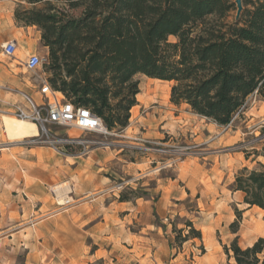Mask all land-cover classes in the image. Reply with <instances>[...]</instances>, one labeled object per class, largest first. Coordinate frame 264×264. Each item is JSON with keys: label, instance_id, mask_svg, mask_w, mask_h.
<instances>
[{"label": "rangeland", "instance_id": "1", "mask_svg": "<svg viewBox=\"0 0 264 264\" xmlns=\"http://www.w3.org/2000/svg\"><path fill=\"white\" fill-rule=\"evenodd\" d=\"M15 2V12L50 6L28 0ZM50 4L77 14L64 2ZM33 26L42 36L40 27ZM41 45L42 53L49 56V48L42 41ZM17 57L25 60L26 55L18 50ZM0 61L13 62L2 54L1 43ZM13 67L12 84L1 87L9 102L16 101L11 100L18 93L16 88L34 91L31 73L15 62ZM42 69L46 71L45 66ZM136 79L140 81L137 98L142 105L131 111L132 124L138 118H146L149 124L137 127L135 134L127 129L130 119L126 128L108 136L113 142L109 148L93 143L102 139L97 134L76 129L71 135L89 140L88 144L58 151L45 139L31 144L26 139L11 142L1 119L3 114L12 115V108L0 101V264H195L192 261L197 262L204 252L211 258L207 264H229L224 245L230 246L237 238L245 247L264 237V210L250 207L242 195L230 189L240 169L264 163V95L252 94L232 123L224 126L230 141L212 144L224 132L208 129L207 120L188 106L172 104L173 81L142 74ZM179 114L189 119L184 133L175 123ZM142 130L151 131V135L139 139ZM200 131L202 138H198ZM186 146L192 147L189 155L173 152ZM143 159L148 162V175L141 181L136 168ZM183 160H187V167L180 165ZM181 171L188 174L186 183L194 191L178 203L177 214L161 219L152 212L153 205H147L149 199L155 202L158 198L151 188L156 178L175 177ZM65 182L71 184L73 192L61 205L55 187ZM123 195L127 199L122 200ZM188 220L203 225L206 240L191 238L180 249L172 248L177 238L173 225L184 236L189 231ZM209 231L221 244L217 243L218 249H212Z\"/></svg>", "mask_w": 264, "mask_h": 264}, {"label": "trees", "instance_id": "2", "mask_svg": "<svg viewBox=\"0 0 264 264\" xmlns=\"http://www.w3.org/2000/svg\"><path fill=\"white\" fill-rule=\"evenodd\" d=\"M28 1L50 5L16 11L15 17L42 30L52 86L90 108L111 131L130 123L141 91L139 74L173 81V104L186 103L222 126L232 123L252 94L264 95V0H243L239 17L235 0ZM52 1L66 3L77 14L51 6ZM231 189L244 192L250 207L264 210V163L240 169ZM186 225L184 236L173 225L172 248L191 238L202 240L192 221ZM224 251L234 264H264V237L246 247L235 238Z\"/></svg>", "mask_w": 264, "mask_h": 264}, {"label": "built area", "instance_id": "3", "mask_svg": "<svg viewBox=\"0 0 264 264\" xmlns=\"http://www.w3.org/2000/svg\"><path fill=\"white\" fill-rule=\"evenodd\" d=\"M2 54L12 59V63L23 66L27 72L31 73L30 84L33 86V94L16 88L23 97V101L4 102L11 106L9 113L16 117L26 118L34 121L40 134L36 137L27 138L26 143L31 144L39 139H45L54 150L61 151L65 147L79 144H88L90 141L81 136L71 135L73 129L85 134H97L102 139L93 143L109 148L113 142L108 141L114 131L108 129L103 120L90 108L76 105L68 99L61 91L55 89L50 81L48 72L42 68L49 62L46 54L32 53L25 60L17 57L18 42L11 39L1 45ZM2 101V100H0ZM192 147L186 146L173 150L179 155H189ZM168 152V150H163Z\"/></svg>", "mask_w": 264, "mask_h": 264}, {"label": "crops", "instance_id": "4", "mask_svg": "<svg viewBox=\"0 0 264 264\" xmlns=\"http://www.w3.org/2000/svg\"><path fill=\"white\" fill-rule=\"evenodd\" d=\"M15 9H16L15 0H0V43H1V45L8 40L16 39L18 42V50L23 52L26 55V57L32 53L43 54L42 50L44 47H42V45H41V35L39 34V31H36V32L33 31L34 26H23L22 24H19L16 21ZM11 71L14 73L13 63H4V62L0 61V100H2L3 103L10 101V100L7 101L4 99L6 97L5 96L6 92L1 87L6 86L7 84H12V82L14 80V75L11 74ZM157 80H159V79H157ZM161 81H163V80H161ZM165 82H170V81H165ZM22 90L28 92L25 89H22ZM28 93L33 94V92L32 93L28 92ZM139 94H138V96H139ZM11 100H13V101L16 100V101L21 102L24 99L20 93H17L14 95V97L11 98ZM170 102H171V100H170ZM140 105H142V104L139 103V99H138V104L135 105L131 111L133 112V109L136 107H139ZM174 105L175 106H183V105L188 106V104H186V103H182L180 105H176V104H174ZM189 110L192 112L190 107H189ZM192 113H194V112H192ZM194 114L196 116L200 117L201 119L207 120L206 125H207L208 129L215 130L216 132H219V133L224 132V134L218 135L216 137L217 140H215L212 144H216L217 142L219 144H222V143H226V142L230 141L227 139V135H228L229 131L225 130L224 126L219 125V124L213 122L212 120H210L206 117L200 116L196 113H194ZM133 118H134V116L132 114L131 115V123L127 127V129H129V128L133 129V133H135V134L139 130L137 127H139L141 129L143 126H146L147 124H149L147 122L148 120L146 118H144V119L138 118L135 120V124L133 125L132 124ZM175 119H176L175 123L180 126V130L182 131V133H184L185 129H187L186 125L189 122L188 116H184L183 114H179V115L175 116ZM167 124H169V123H167ZM196 128L199 129V126L197 125ZM144 130H142V138H139L141 140H144L145 137H148L151 135L150 134L151 131L144 132ZM123 136H126V135H123ZM213 137H214V135L209 136V138H213ZM198 138H202V132L201 131H200V134L198 135ZM121 150L122 149H119V152ZM186 164H187V160H183V162L180 163V165L183 167H185ZM137 165L140 166L139 168H136V169H137V173L141 176L140 180L142 181L148 175V172H145L147 167H148V162L145 161V159H143V161L140 163H137ZM188 177H189L188 174L181 171V172H178L175 175V177H162L161 176V177L156 178V184L154 185V187L151 188V190L156 191L158 193V198L155 202H153L150 199L147 201L148 207L153 205L152 206V209H153L152 212L154 213V211H155V213L161 219H166L173 214H177L179 211L178 210V203L182 204L188 197H190L192 195V193L194 191V190H192L190 185L188 183H186V180L188 179ZM230 189H231V185H230ZM231 191L235 195H237V194L242 195L243 201H244V195H245L244 192L239 191V190L234 191L232 189H231ZM147 212L149 213V210H147ZM193 223L197 229L201 230L202 241L203 240L205 241L206 237H205L203 225L198 224V226H197V222H195V221H193ZM259 237H263V236H259ZM258 238H256L254 241H256ZM208 241L210 242L212 249H218L217 243L219 241H217V243H216L215 235L213 234L212 231L208 232ZM254 241H252L250 244H248L246 246L253 244ZM218 244H219V247H221V244L220 243H218ZM172 256H174L175 258L178 257V255H176V252H173ZM227 257H228V255H227ZM205 259H207V260H205ZM210 259L211 258L209 257V252H204V253H202V255L198 256L197 262L194 260L192 262L195 264H207L206 262L210 261ZM229 261H231V263L234 264L233 259H230Z\"/></svg>", "mask_w": 264, "mask_h": 264}, {"label": "bare ground", "instance_id": "5", "mask_svg": "<svg viewBox=\"0 0 264 264\" xmlns=\"http://www.w3.org/2000/svg\"><path fill=\"white\" fill-rule=\"evenodd\" d=\"M1 120L6 136L11 142L36 137L40 134L37 124L29 119L3 114ZM55 191L59 204L63 205L71 198L69 194L73 192V188L69 182H65L57 185Z\"/></svg>", "mask_w": 264, "mask_h": 264}, {"label": "water", "instance_id": "6", "mask_svg": "<svg viewBox=\"0 0 264 264\" xmlns=\"http://www.w3.org/2000/svg\"><path fill=\"white\" fill-rule=\"evenodd\" d=\"M236 1V4H237V17H239L243 11V0H235Z\"/></svg>", "mask_w": 264, "mask_h": 264}]
</instances>
